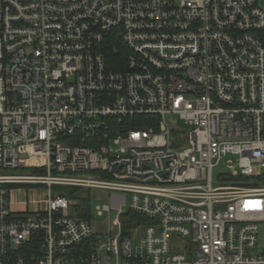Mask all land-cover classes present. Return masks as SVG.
Instances as JSON below:
<instances>
[{
    "label": "built area",
    "instance_id": "obj_1",
    "mask_svg": "<svg viewBox=\"0 0 264 264\" xmlns=\"http://www.w3.org/2000/svg\"><path fill=\"white\" fill-rule=\"evenodd\" d=\"M263 175L264 0H0V264H264Z\"/></svg>",
    "mask_w": 264,
    "mask_h": 264
},
{
    "label": "trees",
    "instance_id": "obj_2",
    "mask_svg": "<svg viewBox=\"0 0 264 264\" xmlns=\"http://www.w3.org/2000/svg\"><path fill=\"white\" fill-rule=\"evenodd\" d=\"M261 180L264 182V175ZM64 191L69 194V197L72 199V201L77 203V216L79 218L91 219L93 209V190L83 188H69L64 189ZM128 217L132 218L136 222L143 220L135 217L131 213H128L124 216V221L128 219ZM126 229L129 230V227H126Z\"/></svg>",
    "mask_w": 264,
    "mask_h": 264
},
{
    "label": "rangeland",
    "instance_id": "obj_3",
    "mask_svg": "<svg viewBox=\"0 0 264 264\" xmlns=\"http://www.w3.org/2000/svg\"><path fill=\"white\" fill-rule=\"evenodd\" d=\"M178 126H180V127H182V128L185 127L184 124H183L182 122H178ZM223 168H224V167H222L221 171L223 170ZM20 188L25 189V191H28V190H29L28 187H20ZM39 193H42V192H39ZM54 193H56V190L54 191ZM104 195H105V194H103V193H101V192L93 191V197L103 199V201H104V203H105V201H107V198H104ZM37 196L39 197V194L34 193V192H28L27 195H25V196L23 195V193H22V194H19V195H16L15 199H16V200H22V199H28V197H29V200L31 201L32 198L35 199V198H37ZM42 196H43V195H41V198H42ZM95 200H96V199H95ZM99 203H100L99 201H95V202H94V207H95L96 205H98ZM102 203H103V202H102ZM32 206H34V205H31L30 207H32ZM96 221H100V224H101V225H106L107 222H108V219H107V217H104V218H99V219H97Z\"/></svg>",
    "mask_w": 264,
    "mask_h": 264
}]
</instances>
